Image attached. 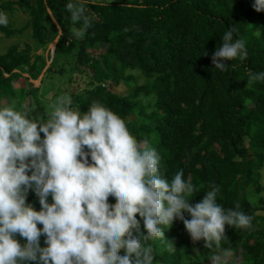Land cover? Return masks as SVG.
<instances>
[{
	"label": "trees",
	"instance_id": "obj_1",
	"mask_svg": "<svg viewBox=\"0 0 264 264\" xmlns=\"http://www.w3.org/2000/svg\"><path fill=\"white\" fill-rule=\"evenodd\" d=\"M65 3L0 0V11L11 13L15 5V10L29 16L33 40L32 47L11 45L0 54V105L14 101L21 109L34 97L39 87L16 88L15 83L36 80L48 60L41 83L53 74L85 73L86 85L72 95V107L84 111L97 101L117 114L135 140H147L156 149L158 167L166 179L180 170L182 179L192 182L190 204L215 184L219 187L216 202L222 208L238 205L239 211L252 218L247 228L225 225L220 241L205 244L192 241L182 223L173 220L170 227L162 228L165 240L144 241L153 249V264H198L189 256L194 251L190 246L203 253L201 264L215 255L214 259L221 255L233 262L237 253L240 264H264V201L257 200L262 214H256L259 210L248 197L257 198L263 189L258 180L264 170V81L247 78L248 71L264 70V12H254L252 0L89 4L95 13L91 26L83 37L70 39L67 30L79 24L73 25ZM47 10L63 33L51 59L32 53L58 36ZM8 23L0 26L3 37L21 34ZM229 27L235 29L233 39L244 41L247 56L244 61H228L226 70L220 71L212 67L209 57ZM33 195L29 191L26 202L38 210ZM108 202L114 203L111 197Z\"/></svg>",
	"mask_w": 264,
	"mask_h": 264
},
{
	"label": "clouds",
	"instance_id": "obj_2",
	"mask_svg": "<svg viewBox=\"0 0 264 264\" xmlns=\"http://www.w3.org/2000/svg\"><path fill=\"white\" fill-rule=\"evenodd\" d=\"M89 4L105 6L103 0L64 5L73 25L79 24L72 28L78 38L95 15ZM250 7L264 12V0H252ZM7 23L0 11V26ZM234 31L226 28L212 51L215 69L245 60V43L233 39ZM247 78L264 81V70L248 71ZM71 103L68 95L57 96L44 119L30 116L33 108L17 109L14 101L0 105V264H153V249L144 241L164 239L161 228L173 220L204 244L220 241L225 225L250 226L252 218L238 205L224 209L216 202L215 184L190 204L192 182L180 170L166 179L156 149L135 140L109 108L93 101L81 111ZM29 191L38 210L26 202Z\"/></svg>",
	"mask_w": 264,
	"mask_h": 264
},
{
	"label": "rangeland",
	"instance_id": "obj_3",
	"mask_svg": "<svg viewBox=\"0 0 264 264\" xmlns=\"http://www.w3.org/2000/svg\"><path fill=\"white\" fill-rule=\"evenodd\" d=\"M1 1L13 2L16 0H1ZM120 1L123 0H103V3H115ZM16 7L17 6L13 5L12 8H14V11H12L11 13L5 11V14L9 19V23H8L9 26L11 25L10 27L12 29L21 30L22 32L20 35L13 36L10 38H5L0 34V54L4 53L6 49L11 45H17L19 46L20 49L24 48L26 45L30 47H32L31 45H33V40L30 37V26H29V18H28L29 16L22 11L15 10ZM66 36L70 39L73 38L79 39L78 37L74 36L72 29L67 30ZM50 44L47 45L45 48L44 47L38 48L32 53H35L37 55L42 54L44 57L47 58L48 56V58L51 59L52 54L50 53V50L52 49V47H50ZM100 48L104 50L103 47ZM49 61L50 60H48V64ZM82 68L79 69L80 72L82 71ZM44 70L45 68L38 76L40 79H38L37 77L38 80L29 79L27 74H23L24 77L28 78V80L27 81L22 80L20 82L15 83L16 88H20V87L25 88V87H29V85L34 88L39 87V90L35 93L34 97L27 99V101L24 102L20 110H23V108H27V107L29 109L33 108L32 111L29 113V115L32 117L39 115L41 119L46 118V116L50 113L51 110L50 106L54 104L57 96L68 95L70 99H72L73 94L75 95L81 93L82 89H84V86L86 85V78H87V75L85 73H76V74L67 73L66 75L53 74L51 76L49 75L46 79L43 80V83H41V79L44 75ZM87 72L89 73V71ZM123 91L124 90H122V93H124ZM6 103L7 101H5L4 104ZM40 135L41 137L43 136L42 133ZM258 184L263 189L257 194V198L254 197L252 198V196L248 194L249 201H251L252 205L256 207V209H258L259 207L257 200L262 199L264 201V170L262 169L260 170V177L258 180ZM246 191L248 193V188L246 189ZM33 199L34 201H37L34 195H33ZM48 199L50 200V197ZM262 210L264 216V208ZM256 214H262V211L259 210V212L257 211ZM41 239L42 237H40V242H42ZM17 240L23 243L22 242L23 238L19 237L18 235H17ZM189 242L191 241L189 240ZM190 249H193L194 251H190L189 256L194 261H197L198 264H201L202 260L204 259L203 253L195 250L193 246H190L189 250ZM182 251H184V247L182 248ZM236 255L237 257L233 262H231L232 259L230 257H226V256L222 257L221 255H219L216 259H214L216 257L215 255L211 257L210 262H208L207 264H233V263L240 264L239 262L240 254L237 253Z\"/></svg>",
	"mask_w": 264,
	"mask_h": 264
},
{
	"label": "water",
	"instance_id": "obj_4",
	"mask_svg": "<svg viewBox=\"0 0 264 264\" xmlns=\"http://www.w3.org/2000/svg\"><path fill=\"white\" fill-rule=\"evenodd\" d=\"M47 13H48V15L50 16L52 22H53V23L55 24V26L57 27L58 32H61V30H60V28H59V26H58L56 20L53 18L52 14H51V12H50L49 10H47ZM59 36H60V35H59ZM59 36H57V37L55 38V40L50 44V47H52V49L50 50V53H51V54L53 53L54 47H55V45H56V43H57V41H58V39H59ZM49 63H50V61H49ZM48 65H49V64H48V62H47L45 68H46ZM38 79H40V78L38 77ZM38 79H37V80H38ZM38 83H39V81H38Z\"/></svg>",
	"mask_w": 264,
	"mask_h": 264
}]
</instances>
